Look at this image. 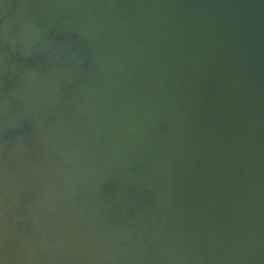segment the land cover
<instances>
[{
  "label": "bare ground",
  "instance_id": "obj_1",
  "mask_svg": "<svg viewBox=\"0 0 264 264\" xmlns=\"http://www.w3.org/2000/svg\"><path fill=\"white\" fill-rule=\"evenodd\" d=\"M0 264H264V0H0Z\"/></svg>",
  "mask_w": 264,
  "mask_h": 264
}]
</instances>
